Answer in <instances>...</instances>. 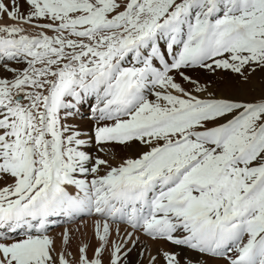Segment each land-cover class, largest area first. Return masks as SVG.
I'll use <instances>...</instances> for the list:
<instances>
[{
  "label": "snow or ice",
  "instance_id": "obj_1",
  "mask_svg": "<svg viewBox=\"0 0 264 264\" xmlns=\"http://www.w3.org/2000/svg\"><path fill=\"white\" fill-rule=\"evenodd\" d=\"M144 259L264 264V0H0V264Z\"/></svg>",
  "mask_w": 264,
  "mask_h": 264
},
{
  "label": "bare ground",
  "instance_id": "obj_2",
  "mask_svg": "<svg viewBox=\"0 0 264 264\" xmlns=\"http://www.w3.org/2000/svg\"><path fill=\"white\" fill-rule=\"evenodd\" d=\"M194 74L196 75L195 77H198L201 80L217 79L216 77H211L208 73L205 72H194ZM256 78H254L253 83ZM86 110H87V104H85V109L81 110V114H80L81 120L79 122L81 128L88 131L91 128V122L89 120L83 119V117L86 115L85 113ZM90 151L95 153L94 148L90 149ZM122 154L127 155L133 153L129 152ZM93 220H94L93 217H87V216L77 217L75 220H69L64 216L52 217L50 219L51 223L49 225V234L55 237L57 249L61 247V234L65 231V229H67L71 233L70 251H72L74 255L77 253V248L82 242H90L92 246L95 247L96 241L93 236ZM147 244L152 249L153 253H155V250L157 248L162 246L160 244H153L152 242H147ZM139 251H140L139 248L133 251L132 253L133 261L137 259V255ZM89 254L91 255V251L89 252ZM143 264H147L146 259H144ZM207 264H224V262L219 260L208 259Z\"/></svg>",
  "mask_w": 264,
  "mask_h": 264
},
{
  "label": "rangeland",
  "instance_id": "obj_3",
  "mask_svg": "<svg viewBox=\"0 0 264 264\" xmlns=\"http://www.w3.org/2000/svg\"><path fill=\"white\" fill-rule=\"evenodd\" d=\"M190 74L193 75L194 77L196 76L194 73H190ZM254 78H256V77H254ZM254 84L256 85V91L255 92H249L247 98H251L253 95H257L259 93V90H260L259 89V74H258L257 78L255 79ZM249 94H250V96H249Z\"/></svg>",
  "mask_w": 264,
  "mask_h": 264
}]
</instances>
